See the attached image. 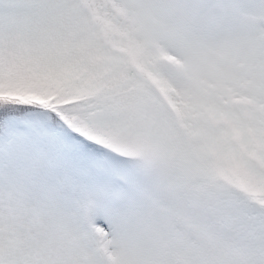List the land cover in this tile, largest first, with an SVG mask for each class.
Here are the masks:
<instances>
[{
  "label": "snow or ice",
  "instance_id": "obj_1",
  "mask_svg": "<svg viewBox=\"0 0 264 264\" xmlns=\"http://www.w3.org/2000/svg\"><path fill=\"white\" fill-rule=\"evenodd\" d=\"M0 264H264V0H0Z\"/></svg>",
  "mask_w": 264,
  "mask_h": 264
}]
</instances>
